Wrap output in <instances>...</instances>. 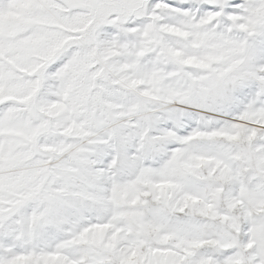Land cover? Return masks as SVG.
Returning a JSON list of instances; mask_svg holds the SVG:
<instances>
[{"label": "snow or ice", "instance_id": "obj_1", "mask_svg": "<svg viewBox=\"0 0 264 264\" xmlns=\"http://www.w3.org/2000/svg\"><path fill=\"white\" fill-rule=\"evenodd\" d=\"M0 264H264V0H0Z\"/></svg>", "mask_w": 264, "mask_h": 264}]
</instances>
